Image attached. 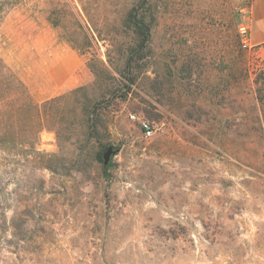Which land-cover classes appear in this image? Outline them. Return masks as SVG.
<instances>
[{
  "label": "rangeland",
  "instance_id": "1",
  "mask_svg": "<svg viewBox=\"0 0 264 264\" xmlns=\"http://www.w3.org/2000/svg\"><path fill=\"white\" fill-rule=\"evenodd\" d=\"M134 1L90 0L94 29L111 33ZM254 1L152 0V50L128 96L97 110L95 136L59 141L45 129L40 153L0 159V264H264V49L245 47L240 32ZM62 5L80 7L9 4L0 57L40 104L85 86L60 104L76 120L125 77L116 51V78L92 71L112 42L73 46L50 21ZM139 117L155 122L151 137Z\"/></svg>",
  "mask_w": 264,
  "mask_h": 264
},
{
  "label": "trees",
  "instance_id": "2",
  "mask_svg": "<svg viewBox=\"0 0 264 264\" xmlns=\"http://www.w3.org/2000/svg\"><path fill=\"white\" fill-rule=\"evenodd\" d=\"M13 2L14 0H0V23L6 7ZM79 3L80 7L62 5L53 8L50 14L51 23L60 27L61 34L67 41L84 52H90V45L97 39L112 42L110 45L114 50L107 49V63L102 59L92 58L88 65L97 76L100 73L110 75L109 66L114 60L112 52L116 51L118 57L115 60L120 66L116 67V72L125 79L120 84H113V87L107 86L100 99L90 105L84 104L79 118L75 120L72 115L67 118L60 115V104L63 100L72 101L85 90V86L74 88L40 104L32 98L24 83L0 57V159L4 162L8 160L13 149L23 151L30 147L40 153L37 149L38 138L45 129L54 131L59 141L63 138L70 140L73 134L79 140L82 137L84 140L94 137L98 127L97 110L107 96L114 103L128 96L138 77L136 64L148 57L152 50V29L157 19L152 0H144L143 5H140L141 0H136L127 7L123 5L114 30L106 34L94 29L97 28L100 14L90 5V0H79ZM69 27H73V31ZM76 35H82L79 41L74 39ZM117 35L123 38L119 45L116 43ZM96 61L99 65H96ZM110 76L116 78L115 75ZM61 121L67 125L60 127ZM64 130L68 132L67 137L63 136Z\"/></svg>",
  "mask_w": 264,
  "mask_h": 264
},
{
  "label": "crops",
  "instance_id": "3",
  "mask_svg": "<svg viewBox=\"0 0 264 264\" xmlns=\"http://www.w3.org/2000/svg\"><path fill=\"white\" fill-rule=\"evenodd\" d=\"M251 44L264 49V0H255L248 16Z\"/></svg>",
  "mask_w": 264,
  "mask_h": 264
},
{
  "label": "built area",
  "instance_id": "4",
  "mask_svg": "<svg viewBox=\"0 0 264 264\" xmlns=\"http://www.w3.org/2000/svg\"><path fill=\"white\" fill-rule=\"evenodd\" d=\"M240 32L242 35L243 45L245 47H248V48H255V46H253L251 44L250 28H249L248 24H242L240 26ZM134 117H135V115H134ZM138 120H139L140 126L142 128L143 135L146 138L151 137L155 132V122L148 119V118H145V117H139Z\"/></svg>",
  "mask_w": 264,
  "mask_h": 264
},
{
  "label": "water",
  "instance_id": "5",
  "mask_svg": "<svg viewBox=\"0 0 264 264\" xmlns=\"http://www.w3.org/2000/svg\"><path fill=\"white\" fill-rule=\"evenodd\" d=\"M116 152H117V150L114 149L113 146L108 147V149L103 154V163H104V165H108L109 164V162H110V160L112 158V155H114Z\"/></svg>",
  "mask_w": 264,
  "mask_h": 264
}]
</instances>
